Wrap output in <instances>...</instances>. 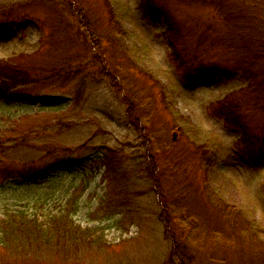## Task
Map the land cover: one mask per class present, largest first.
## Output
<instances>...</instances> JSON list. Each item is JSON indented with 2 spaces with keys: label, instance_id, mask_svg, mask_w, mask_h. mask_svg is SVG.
<instances>
[{
  "label": "rangeland",
  "instance_id": "obj_1",
  "mask_svg": "<svg viewBox=\"0 0 264 264\" xmlns=\"http://www.w3.org/2000/svg\"><path fill=\"white\" fill-rule=\"evenodd\" d=\"M146 3L0 0V219L88 231L0 264H264V0Z\"/></svg>",
  "mask_w": 264,
  "mask_h": 264
},
{
  "label": "trees",
  "instance_id": "obj_2",
  "mask_svg": "<svg viewBox=\"0 0 264 264\" xmlns=\"http://www.w3.org/2000/svg\"><path fill=\"white\" fill-rule=\"evenodd\" d=\"M144 11H147L149 15H163L166 21L167 35H172L173 29L172 24L165 12L155 9L146 3V0H142L141 4ZM169 33V34H168ZM174 35V34H173ZM215 68L209 70L207 75L203 77L199 71L196 72V76L200 80H212L220 78L222 74L217 73ZM247 74V70L243 71ZM248 78V76H247ZM192 77H190V80ZM250 79V78H249ZM31 82L25 73V71L14 70L7 66L3 67L0 63V94L5 93L6 89L15 88L20 85H24ZM227 116V113L225 112ZM264 188V183H263ZM229 208V207H228ZM232 208V207H231ZM232 210V209H231ZM232 212V211H231ZM241 219V221H240ZM231 225V231L237 227L240 233L243 230V219L240 217H232L227 220ZM89 230V229H87ZM88 231L75 225L72 219L68 218L67 215L52 216L48 222L38 221L37 217L28 215L24 211H13L7 212L2 219H0V242L1 244H22V245H40L42 243H56L64 240L78 241L85 236ZM168 236V235H167ZM168 238V237H167ZM232 236L227 235L228 241L232 240ZM172 242H174L172 240ZM62 243V242H61ZM188 248L181 246L180 244L172 243L170 251V264H189V257L187 256Z\"/></svg>",
  "mask_w": 264,
  "mask_h": 264
},
{
  "label": "water",
  "instance_id": "obj_3",
  "mask_svg": "<svg viewBox=\"0 0 264 264\" xmlns=\"http://www.w3.org/2000/svg\"><path fill=\"white\" fill-rule=\"evenodd\" d=\"M174 137H175V134H173V139H174Z\"/></svg>",
  "mask_w": 264,
  "mask_h": 264
}]
</instances>
